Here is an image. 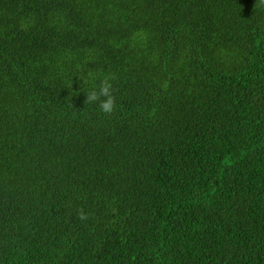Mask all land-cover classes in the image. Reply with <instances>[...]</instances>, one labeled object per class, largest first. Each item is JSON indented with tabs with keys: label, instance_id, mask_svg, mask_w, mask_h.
Here are the masks:
<instances>
[{
	"label": "trees",
	"instance_id": "1",
	"mask_svg": "<svg viewBox=\"0 0 264 264\" xmlns=\"http://www.w3.org/2000/svg\"><path fill=\"white\" fill-rule=\"evenodd\" d=\"M0 264H264V3L0 0Z\"/></svg>",
	"mask_w": 264,
	"mask_h": 264
},
{
	"label": "clouds",
	"instance_id": "2",
	"mask_svg": "<svg viewBox=\"0 0 264 264\" xmlns=\"http://www.w3.org/2000/svg\"><path fill=\"white\" fill-rule=\"evenodd\" d=\"M264 3V0H260ZM114 76H104L101 81L99 88H93L91 91L85 92L86 100L85 104H98V110L104 115H111L116 110V100L113 94V83ZM78 219L85 221L88 219L87 214L80 209L78 211Z\"/></svg>",
	"mask_w": 264,
	"mask_h": 264
}]
</instances>
